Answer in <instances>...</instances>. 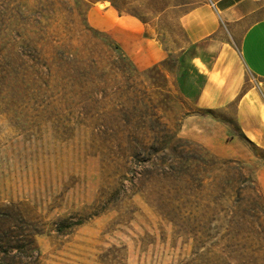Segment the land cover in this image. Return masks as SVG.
Masks as SVG:
<instances>
[{"label":"rangeland","instance_id":"1","mask_svg":"<svg viewBox=\"0 0 264 264\" xmlns=\"http://www.w3.org/2000/svg\"><path fill=\"white\" fill-rule=\"evenodd\" d=\"M205 3L0 0V264H237L224 236L249 233L237 214H264L237 194L251 172L264 196V147L233 111L239 157L181 132L205 113L179 79L214 18L188 15ZM152 153L202 180L163 176Z\"/></svg>","mask_w":264,"mask_h":264},{"label":"crops","instance_id":"2","mask_svg":"<svg viewBox=\"0 0 264 264\" xmlns=\"http://www.w3.org/2000/svg\"><path fill=\"white\" fill-rule=\"evenodd\" d=\"M209 12L214 18L204 24L205 34L182 53L186 75L179 72L181 83L198 92L194 106L205 113L189 115L181 132L216 154L239 157L246 146L230 133L232 111L240 134L264 147V96L250 78L264 83V0H208L188 15ZM207 38L210 45L202 48Z\"/></svg>","mask_w":264,"mask_h":264},{"label":"trees","instance_id":"3","mask_svg":"<svg viewBox=\"0 0 264 264\" xmlns=\"http://www.w3.org/2000/svg\"><path fill=\"white\" fill-rule=\"evenodd\" d=\"M157 153L159 152L157 151ZM157 153L150 154L148 161L151 164L157 167H160L159 170L162 171L161 174H163V176H173L175 174L176 176H179L181 180L186 178L188 181L191 182L192 185H195L202 180L201 178H199L198 173L192 174L191 165L187 169L181 170L182 166L180 165V163L175 164V167H174V164L167 163L166 154L158 155ZM182 158L186 161H189V160L199 161L205 165H208V161L205 158H201L198 156H192V157H186V158L182 156ZM237 183H238V189H237L238 196H240L243 190H246V189L249 190L250 198L257 205V209L261 212H264L263 192L257 180L253 176V174L249 172L243 178V180H239ZM221 184H224V186L225 185L227 186V183L225 182L220 183L221 189H223L222 188L223 186ZM231 223H234L237 226H241V227L243 226L249 227L250 230H248L249 232L248 234H244V232L243 233L237 232L234 234L227 233L224 236V238L229 237L230 238L229 240L236 238L237 241L239 242H237L238 244L225 245L224 251L228 250L229 257L238 259L237 264H264V254L259 255L260 252L262 251L264 252V214H242V215L237 214V217H235V219L231 221ZM243 239H247V240L250 239L251 245L246 246V244H244L239 247V243ZM27 241L30 243H33L34 239L30 238ZM246 250H249L252 256L250 257V260L241 261L240 257H243L241 252L246 251ZM234 254L237 255V258L236 256H234ZM223 264H231V263L224 262Z\"/></svg>","mask_w":264,"mask_h":264}]
</instances>
